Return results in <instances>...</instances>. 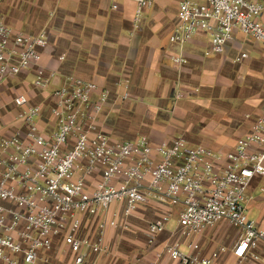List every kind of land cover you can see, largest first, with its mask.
Masks as SVG:
<instances>
[{
  "label": "built area",
  "instance_id": "built-area-1",
  "mask_svg": "<svg viewBox=\"0 0 264 264\" xmlns=\"http://www.w3.org/2000/svg\"><path fill=\"white\" fill-rule=\"evenodd\" d=\"M128 1L137 6L138 27L155 0ZM263 12L255 0H179L170 41L185 46L207 33L210 52L220 55L241 32L264 46ZM48 41L45 30L30 35L0 21V86L34 70L33 89L50 97L45 124L43 103L32 104L24 94L14 97L21 125L0 135V264H104L111 254L108 230L127 229L124 221L152 200L177 205L183 241L159 246L169 217L156 219L146 233L154 259L145 263L137 256L130 264H161L165 258L218 264L195 252L194 241L223 222L239 231L234 255L261 260L256 251L264 245V224L249 219L247 203L251 182L264 176V109L225 155L191 146L183 137L115 140L99 124L110 90L74 76L50 90L57 74L40 66ZM247 58L241 53L235 62ZM84 218L100 219L91 237L81 235ZM67 251L69 263L58 256Z\"/></svg>",
  "mask_w": 264,
  "mask_h": 264
},
{
  "label": "crops",
  "instance_id": "crops-1",
  "mask_svg": "<svg viewBox=\"0 0 264 264\" xmlns=\"http://www.w3.org/2000/svg\"><path fill=\"white\" fill-rule=\"evenodd\" d=\"M255 1L264 8V0ZM178 2L155 0L136 27L137 6L128 0L117 1L116 9L113 0H0V21L30 35L48 33L40 66L57 74L50 90L67 76L110 90L99 123L110 138L127 141L146 136L159 143L183 137L191 146L225 155L249 133L264 109V46L241 32L235 33L220 55L210 52L207 33L196 35L185 46L171 43ZM241 53L248 58L235 62ZM62 55L65 58L60 60ZM175 57L184 62L174 63ZM33 79L31 70L0 86V135L8 136L20 127L16 113L11 120L6 109H15L12 100L21 94L32 104H44L43 123L47 122L50 97L33 89ZM178 93L181 98L176 97ZM259 180L250 184L247 207L261 211L258 223L263 225L264 185H257ZM169 202L152 200L124 221L127 229H109L111 254L103 263L124 264L121 256L127 247L135 253L133 258L150 263L154 255L146 246L148 226L165 216L169 220L158 245L183 241L178 212L175 225L169 227L175 215ZM93 219H83L84 231ZM115 232L118 235L113 237ZM239 235L228 223H220L195 239L194 251L218 264H264V245L256 251L259 261L234 255ZM181 248L187 251L184 245ZM161 264L178 263L165 258Z\"/></svg>",
  "mask_w": 264,
  "mask_h": 264
},
{
  "label": "rangeland",
  "instance_id": "rangeland-1",
  "mask_svg": "<svg viewBox=\"0 0 264 264\" xmlns=\"http://www.w3.org/2000/svg\"><path fill=\"white\" fill-rule=\"evenodd\" d=\"M6 111L10 113L9 115H10V118L12 120L13 119V116H15L14 114L16 113L15 112L16 110L14 108H12L11 106H9V107H7ZM259 178H261V180H259ZM254 180L255 181L256 180H259L257 185H264V177H256V178H254ZM169 203H171L172 207H174V214H175L174 217H173V219L170 221L169 227L171 228V227H173L175 225L173 223V221L176 218V214L178 212V207H177L176 204H174L172 202H169ZM248 215H249V219L250 220H253V221L257 222V224H258L259 217L261 216V211L258 208H252V209L251 208H248ZM99 221H100L99 218H95L93 220H90L88 222L86 228H85V231L82 229L81 235H83L85 237H91L93 235V233L96 231ZM89 234H91V236H89ZM116 235H118V233L115 232L112 236L115 237ZM130 251H131V248L130 247H127V252H124L123 255L121 256V258H122L121 260L124 261V264H130V262H131V260H132V258L134 256V254H135V253H131ZM58 256L65 263H69L70 260H71L72 254L67 251V252H62Z\"/></svg>",
  "mask_w": 264,
  "mask_h": 264
}]
</instances>
